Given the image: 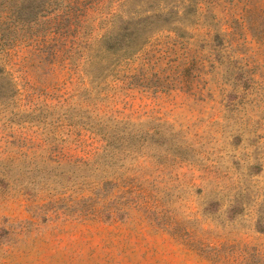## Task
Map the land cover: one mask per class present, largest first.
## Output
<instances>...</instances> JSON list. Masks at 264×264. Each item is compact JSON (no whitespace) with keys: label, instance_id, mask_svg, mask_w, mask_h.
I'll return each instance as SVG.
<instances>
[{"label":"rangeland","instance_id":"rangeland-1","mask_svg":"<svg viewBox=\"0 0 264 264\" xmlns=\"http://www.w3.org/2000/svg\"><path fill=\"white\" fill-rule=\"evenodd\" d=\"M0 264H264V0H0Z\"/></svg>","mask_w":264,"mask_h":264}]
</instances>
